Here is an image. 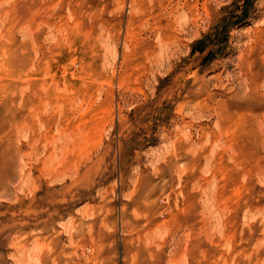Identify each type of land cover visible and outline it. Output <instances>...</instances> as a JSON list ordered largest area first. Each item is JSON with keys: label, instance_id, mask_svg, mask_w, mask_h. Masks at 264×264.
<instances>
[{"label": "rangeland", "instance_id": "374dc122", "mask_svg": "<svg viewBox=\"0 0 264 264\" xmlns=\"http://www.w3.org/2000/svg\"><path fill=\"white\" fill-rule=\"evenodd\" d=\"M0 264H264V0H0Z\"/></svg>", "mask_w": 264, "mask_h": 264}]
</instances>
